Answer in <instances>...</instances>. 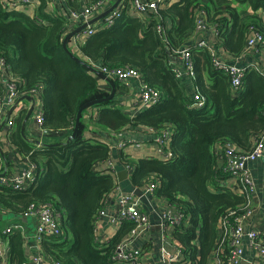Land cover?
Returning a JSON list of instances; mask_svg holds the SVG:
<instances>
[{"label":"trees","instance_id":"16d2710c","mask_svg":"<svg viewBox=\"0 0 264 264\" xmlns=\"http://www.w3.org/2000/svg\"><path fill=\"white\" fill-rule=\"evenodd\" d=\"M6 1L0 0V59L11 64L23 95L32 87L44 86L45 127H74L79 108L102 95L98 93V81L63 47L67 19L44 17L38 24L23 9L7 8ZM239 2L255 10L264 7V0H169L167 6L152 11L156 14L151 20L123 12L109 27L97 22L96 32L79 42L81 52L91 60L109 68H138L150 85L165 92L161 101L135 116L126 115L117 104L109 106L117 100L115 95L104 105L99 104L104 115L97 122L116 132L127 131L124 128L128 126L138 131L148 126L174 128L173 162L135 159L132 154L122 155V161L132 166L134 184L157 182L159 194L185 212L186 224L174 232L183 251V264H208L220 237L222 218L231 209L241 213L247 207L243 194L221 184L223 177L233 176L224 171V161L215 149L217 144L231 141L247 151L264 133V76L249 72L245 91L234 96L229 77L214 66L209 52L193 50L194 80L207 99L202 108H194V98L188 101L182 80L172 71V66L179 64L173 51L190 48L197 19L201 18L217 33L211 40L220 41L230 54L241 53L252 26L264 35V18L241 9ZM158 24L167 29V42L157 32ZM20 113L12 117L16 127L10 139L23 153L30 154L43 174L26 192L13 194L0 188V206L12 215H21L33 202L54 205L63 213L64 233L45 239L44 251L66 264H111L120 238L101 248L96 243L94 224L115 186L114 174L93 169L96 163L108 159L110 146L86 138L81 122L75 139L39 149L24 138L21 127L26 112ZM131 226L125 223L124 233L128 234ZM9 239V264H23L27 254L22 231L15 229Z\"/></svg>","mask_w":264,"mask_h":264},{"label":"built area","instance_id":"2783aa9c","mask_svg":"<svg viewBox=\"0 0 264 264\" xmlns=\"http://www.w3.org/2000/svg\"><path fill=\"white\" fill-rule=\"evenodd\" d=\"M32 0H7L4 5L7 8L19 9L21 7H27L31 4ZM110 0H97L84 6L81 9L72 11V22L76 25L87 24V27L81 32H78L74 38L75 42L79 43V40L83 34L92 36L96 30V23L90 24L98 14L102 13L106 8V4ZM169 0H131L130 11L139 17L147 12L157 11L160 7L167 6ZM110 4V2L108 3ZM125 5L120 4L111 13L102 18V25L109 27L122 16V11ZM35 21L38 24L43 23V19L35 16ZM210 26V22L197 19L196 32L206 30ZM157 32L167 42L165 28L161 25H157ZM264 42V35L256 30L253 26L250 28V35L246 44V51L250 50L252 46ZM206 50L211 53L214 66L225 72L230 79L231 89L234 95L239 96L244 88L245 75L247 73V67L238 66L227 61L218 59L215 55L214 48L205 39L196 41L192 47L184 48L179 47L173 51V54L178 58L180 63L172 66V71L176 78H181L185 71L194 77L195 72L193 68V50ZM106 75L120 81H125L129 78H137L140 81V103L135 110L137 113L149 108L151 105L158 103L165 97V92L150 85L142 72L130 65L118 66L109 68L103 66L102 70ZM43 85L32 87L25 95L20 93L18 79L15 76L11 64L5 58L0 59V90L2 95L0 96V127L2 125V116L4 107H12L18 110L28 111L32 102H28L26 99H22L24 96H38L41 94ZM35 99V98H34ZM28 102V104H27ZM207 99L200 92H198L194 98L193 107L202 108L206 105ZM37 121L44 122V113L42 105H38L35 99L34 112ZM264 116V109L262 111ZM8 133L13 125V120L8 119ZM147 134L145 141H153L157 148V153L165 163H171L175 160L176 156L173 153L171 147V141L174 134V128L169 125L162 127H147ZM124 133L119 132L118 134ZM130 139V138H129ZM120 141L117 147H123L127 143H131L132 140ZM135 145L140 146L137 141H132ZM112 148V146H111ZM216 154L224 161V171L230 176H233L237 181L235 185L230 187L238 194H243L247 201V207L239 213L237 210L231 209L222 218L219 225L220 237L218 238L215 249L212 253L210 262L208 264H241L243 260V254L245 252V246L249 250L258 253L260 264H264V233L263 231L254 227H245L248 218L253 213V202L257 194V183L254 174L250 171L248 163L255 161L264 156V133L257 136L252 149L243 151L240 150L233 142H224ZM29 159V156L27 157ZM151 157L150 159H153ZM2 160V159H1ZM109 165L105 173H113L112 169L114 165L112 161L108 159ZM31 163V166L27 165L22 170L8 169L3 161H0V188H6L9 192L16 194L31 190L37 180V165ZM97 164V163H96ZM95 169V167L93 168ZM129 171H133L132 166L127 165ZM227 186V185H223ZM158 188L157 182L149 181L146 185V191L153 192ZM239 190V191H237ZM116 195L117 203L111 207L109 203L112 195ZM9 214L8 210L0 206V214ZM0 215V216H1ZM1 218H3L1 216ZM104 218H108L110 224L114 229H120L125 223H131L130 232L128 235L120 240L114 249L111 256V264H145L142 257V253L132 246L133 241L139 237L143 231H145L150 225L151 220L148 214L141 208L140 200L135 195V192H126L121 189L118 182H115V186L110 194L106 197V200L97 214L94 227L99 229L101 222ZM21 220H10L5 225H0V264H9L10 255V239L9 236L15 229H19L23 233V241L26 242V254L27 257L23 264H66L63 261L58 260L50 252L47 253L43 249V242L47 238L62 236L64 230L62 228L63 213L58 210L52 204L43 203H31L23 213H21ZM1 221L3 219H0ZM0 221V224H1ZM10 222V223H8ZM161 222L164 229L178 228L183 224H186V215L181 207L176 203L171 208L164 211L161 214ZM97 244L100 246L103 242ZM108 244V243H107ZM107 244L102 245L101 248L106 247ZM170 261L171 264H181L180 257L175 254H170L165 248L162 249ZM181 252V247L179 249ZM183 253V251H182Z\"/></svg>","mask_w":264,"mask_h":264},{"label":"crops","instance_id":"0c3cea01","mask_svg":"<svg viewBox=\"0 0 264 264\" xmlns=\"http://www.w3.org/2000/svg\"><path fill=\"white\" fill-rule=\"evenodd\" d=\"M129 1L130 0H122L120 2V4L125 5V8L123 9L122 12H126L127 15L133 14L129 10L130 9L129 7L130 4L128 3ZM109 2L110 4H108ZM109 2L106 4V8L104 9L106 11L110 9L117 2V0H110ZM90 3H91L90 0H32L29 6L21 7V9H23L24 12L27 13L30 17H35L38 15L37 17L42 19L44 17L51 19V18H55L56 16H64L67 19V24H66V29L68 28L66 33L67 35L69 32H71L72 30L76 29L78 26L81 25V24L76 25L72 22L73 21L71 17L72 11L81 9ZM239 5L241 9H246L251 13H257L259 16L264 18L263 6L255 10L251 5H248L247 3L239 2ZM154 12H147L142 16L144 18H148V20L149 19L151 20V18L154 17L153 16ZM97 16H99V14ZM127 19L128 18H126V20ZM100 21H102V19H100L98 22ZM165 24L168 25L169 22L166 21ZM162 26L165 28L164 25ZM165 31L167 33V29H165ZM216 35L217 33L214 30L213 25L210 24V26L206 30L199 31L196 34H193L192 38L189 41V46L192 47V45L196 41L205 39L214 48L215 55L218 59L222 61L230 62L238 66L247 67V73L245 75V78L249 72L258 73L264 76V42L252 46L251 49L248 51L243 50L241 53L234 55V54H230L229 52H226L223 46L219 43L220 41L211 40L214 37H217ZM68 45L69 48L79 58L83 59L84 61L88 62L90 65L95 67L96 69L103 72L102 71L103 65L99 62H95L94 60H91L86 55H84L79 48V43L75 42L74 37H72L68 41ZM209 54L211 56L210 52ZM174 58L178 60V58L175 55ZM177 63H180V61L178 60ZM182 69L184 73L182 74L181 78H179V80H182L183 82L182 86L185 95L188 97V101H191L193 98H195L196 94L199 91L197 89V85H196V81L194 80V77L188 74L185 71V68ZM86 70L88 71V73L92 74L93 77L98 81V93L102 95L101 97H96L94 99L108 96L105 95V93L110 94L111 91L113 90V86L106 80L105 77L95 74L88 68H86ZM244 85H245V80H244ZM115 87H116L115 95L117 97V100L115 102H112L109 106L113 107L115 104H117L118 108H120L126 115L135 116L134 114L135 110L140 103V81L137 78H129L125 81L115 80ZM244 89L245 86L241 94L245 91ZM43 94H44V89H42L40 95L34 96V98L38 102V105L41 104L42 108H43ZM104 103H100V104L104 105ZM101 106L97 104L96 106L86 110L85 113L83 114L81 122H83L84 126L86 127L83 129V134L88 139H91L93 141L99 140L102 142H106L110 146L109 159L112 161V164L114 165V168L112 169V172H114V181L118 182L119 186L123 191L135 192V195L140 200L141 208L148 214L151 220V225L145 231H143L139 237H137L133 241L132 246L142 253V257L145 261V264H171L170 261L168 260L166 253L162 250L163 248H165L170 254L178 255L181 258L180 261L183 264V260H184L183 253L182 251L181 252L179 251L181 247L180 242L176 239L174 235L175 228L170 227L164 229L161 222V214L164 213V211H166L167 209L171 208V206L175 205L176 203L171 202L169 201L168 198L160 195L158 188L153 190V192L146 191L147 182H144L142 185L134 184L131 179L133 171L132 172L129 171L127 169V165L122 161V155L124 156L125 154H132L135 159H141V158L150 159L151 157L154 158L160 157L157 153V148L154 142L145 141L146 137L149 138L147 134L148 132L147 127L142 129V131H138L139 129L137 127L134 128L128 126L127 128H124L127 131H123L124 133L122 134H118L119 132H116L115 130H109L106 126L101 125L100 123L97 122L98 119L104 115V113L102 114L103 107ZM11 110L12 107L3 108L2 125L0 127V154H1L0 161H3L8 169H14L20 171L27 165L31 166L30 161L32 163L35 162L31 158L30 154L23 153L18 147L13 145L10 136L16 126L14 124L10 126L11 133L9 134L8 119H11L13 116L18 115L20 112L27 113L28 111L26 110L23 111L22 109L15 110V108H13L12 112ZM43 124L37 121L35 114H32L31 117L26 122L24 118L21 127V132L24 138L34 143L39 149H42L43 147H47V146H53L68 142L74 130V127L60 129V130H53L45 127ZM128 139L132 141H137L138 143H140V146L135 145L134 142L131 141V143H127L121 148L117 147V144H119L120 141H124ZM172 141H173V137H172ZM172 141H171V146H172ZM222 144L223 143L216 145L215 153L217 152V149L221 147ZM28 156L29 159L27 158ZM109 162H110L109 160H106L105 162H98L97 164H95V171L97 172L100 171L101 173H104L105 171H107ZM38 167H37V178L39 175L43 174L38 171ZM248 167L250 171L254 174V177L256 179L257 194L255 196L252 206L253 213L251 217L248 218L245 227H254L256 229L263 231L264 233V156L255 161H250L248 163ZM40 170L44 172V168H41ZM124 170H126L127 173L126 175L123 174L121 177L120 173L125 172ZM236 182L237 181L235 180L234 177H227V178L223 177L221 180V184L227 185L226 187L235 185ZM109 203L111 204V207L116 205L117 197L115 194L112 195V198ZM5 215L6 213L2 214L1 216L3 218H1L0 216V219H4ZM16 216L17 215H13L14 221L21 220ZM94 230L96 234V241H98V243L103 242L104 244L109 243L111 240L115 238L118 239V237L120 238L119 240H122L128 235L127 232L124 233L123 227L120 229H114L113 226L110 224L109 219L106 218H104V220L101 222V227L98 230L97 229ZM241 264H260L258 253L249 250L247 246H245V252L243 254V260Z\"/></svg>","mask_w":264,"mask_h":264},{"label":"water","instance_id":"95a60500","mask_svg":"<svg viewBox=\"0 0 264 264\" xmlns=\"http://www.w3.org/2000/svg\"><path fill=\"white\" fill-rule=\"evenodd\" d=\"M122 0H117V2L107 11L102 12L101 14H99V16H96L93 20H91L90 24L92 23H96L98 22L100 19H102L103 17H105L106 15H108L109 13H111L121 2ZM87 27V24H82L80 26H78L76 29L72 30L71 32H69L63 39V47L64 49L68 52V54L74 59L76 60L78 63L82 64L83 66H85L86 68H88L89 70H91L92 72H94L95 74L101 75L103 77L106 78V80L113 86V90L111 91V93L103 98H98V99H93V100H89L87 102H85L78 110L77 112V116H76V120H75V126H74V130L69 138L68 141L75 139L78 135L79 129H80V124H81V119L83 114L85 113L86 110L90 109L91 107L96 106L97 104L100 103H104L107 101L112 100L115 97V93H116V87H115V81L112 77L106 75L104 72H101L100 70L96 69L95 67H93L92 65H90L88 62L84 61L83 59L79 58L70 48L68 45V41L75 36V34H77L78 32H81L83 29H85ZM22 99H26L28 102H32V105L30 106L28 112L26 113V117H25V122L31 117V115L34 112V104H35V99L33 96H29L26 95L24 96ZM13 111V108L11 110V112ZM125 172H121L120 176L122 177L123 174L126 175V170H124ZM17 218H20V215L16 216ZM108 219V218H106Z\"/></svg>","mask_w":264,"mask_h":264},{"label":"rangeland","instance_id":"374dc122","mask_svg":"<svg viewBox=\"0 0 264 264\" xmlns=\"http://www.w3.org/2000/svg\"><path fill=\"white\" fill-rule=\"evenodd\" d=\"M38 16V15H37ZM83 36H87V35H85V34H83L82 36H81V38H80V40H82V37ZM79 40V41H80ZM199 50H201L200 48H199ZM10 220H13V215L12 214H6L5 216H4V219L1 221V225H4L7 221H10Z\"/></svg>","mask_w":264,"mask_h":264}]
</instances>
